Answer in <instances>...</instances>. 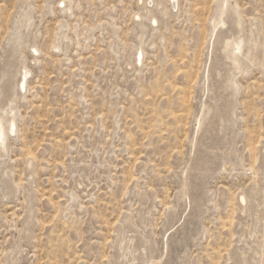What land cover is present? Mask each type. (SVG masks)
Returning a JSON list of instances; mask_svg holds the SVG:
<instances>
[{
    "label": "rangeland",
    "instance_id": "374dc122",
    "mask_svg": "<svg viewBox=\"0 0 264 264\" xmlns=\"http://www.w3.org/2000/svg\"><path fill=\"white\" fill-rule=\"evenodd\" d=\"M178 2L0 0V264H264V0Z\"/></svg>",
    "mask_w": 264,
    "mask_h": 264
},
{
    "label": "bare ground",
    "instance_id": "6f19581e",
    "mask_svg": "<svg viewBox=\"0 0 264 264\" xmlns=\"http://www.w3.org/2000/svg\"><path fill=\"white\" fill-rule=\"evenodd\" d=\"M61 1L63 2V0H61ZM141 1L143 2L144 0H141ZM148 1H150L151 3L154 2V0H148ZM178 1L179 0H169L170 4H172L174 7H177V8L179 5ZM137 17L141 18V16H139V14H137ZM153 22L157 23V20H155V18H153ZM213 36H214V34H213ZM211 42H212V40H211ZM240 46H241V43L235 44V49L237 48V50H239ZM141 58H143V52H141L140 60H141ZM30 72H31L30 70H27L25 72V74H23L22 82H21L20 87H19L20 89H25L26 83H27V78H28V76H30ZM9 121H10L9 122L10 124H9V126L6 127L5 118L0 116V147L3 149L5 148V144H6L7 132H14L15 128L17 127L15 118H13ZM243 200L246 201L245 196L243 197Z\"/></svg>",
    "mask_w": 264,
    "mask_h": 264
}]
</instances>
